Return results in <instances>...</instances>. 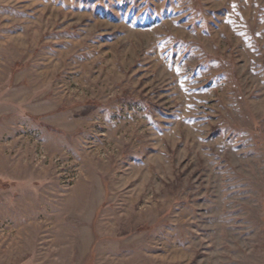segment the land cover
I'll list each match as a JSON object with an SVG mask.
<instances>
[{
    "label": "rangeland",
    "instance_id": "1",
    "mask_svg": "<svg viewBox=\"0 0 264 264\" xmlns=\"http://www.w3.org/2000/svg\"><path fill=\"white\" fill-rule=\"evenodd\" d=\"M0 264H264V0H0Z\"/></svg>",
    "mask_w": 264,
    "mask_h": 264
}]
</instances>
